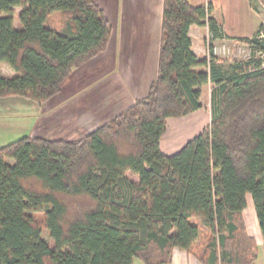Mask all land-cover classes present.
Listing matches in <instances>:
<instances>
[{"label":"trees","instance_id":"obj_1","mask_svg":"<svg viewBox=\"0 0 264 264\" xmlns=\"http://www.w3.org/2000/svg\"><path fill=\"white\" fill-rule=\"evenodd\" d=\"M211 12L164 0L158 76L145 99L74 141L0 147V264H172L176 249L201 264L257 261L244 212L251 196L264 243V68L196 56L191 26L207 22L223 38ZM56 13L58 29L48 24ZM112 33L95 0H0V65L15 72H0V99L51 100ZM210 84V125L165 155L168 120L202 108Z\"/></svg>","mask_w":264,"mask_h":264},{"label":"crops","instance_id":"obj_2","mask_svg":"<svg viewBox=\"0 0 264 264\" xmlns=\"http://www.w3.org/2000/svg\"><path fill=\"white\" fill-rule=\"evenodd\" d=\"M95 1L113 28L107 50L75 70L61 92L41 105L23 97L1 98L0 147L22 137L45 138L49 130L39 126L49 122H54L56 127H66L68 134L78 133L83 137L148 96L158 76L164 0ZM186 1L195 7L211 5L210 17L221 27L226 40L249 38L261 23L256 5L264 0ZM53 19L57 25L52 27L58 29L60 14L50 17V25ZM15 25L19 27L18 20ZM209 35L207 22L190 28L192 51L200 60L210 58L205 48V39ZM0 72L6 77L15 76L14 70L6 64L0 65ZM211 86L202 89V108L175 121L168 120V131L161 140V150L165 155L175 154L210 125ZM207 89H210V108L203 100ZM247 200L245 212L253 210L255 213L251 196ZM253 217L252 224L257 227L254 236L259 247V256L254 264H264L259 246L263 236L256 214ZM244 218L249 231V221L245 215ZM172 264L201 263L187 252L176 249Z\"/></svg>","mask_w":264,"mask_h":264},{"label":"rangeland","instance_id":"obj_3","mask_svg":"<svg viewBox=\"0 0 264 264\" xmlns=\"http://www.w3.org/2000/svg\"><path fill=\"white\" fill-rule=\"evenodd\" d=\"M256 8L259 10L258 13H259V16H260V19H261V23H260V26L257 30V32L249 37V38H245V42H248L251 38L255 39L256 40V45L258 44V41H259V38L262 36H264V2L261 1L260 4L259 2H257V5H256ZM256 9V10H257ZM16 13H18L20 11V9H16ZM50 25V23H48ZM56 23H54V19H53V23H51V26H55ZM57 25V24H56ZM59 26V25H58ZM222 40V41H220ZM235 42L237 43H242L240 41H236L234 39H229V40H226L224 38L222 39H219V40H213V45L214 46H217L218 48H220V54L218 55H215L220 63V65H222L223 67L225 68H228L231 64L233 63H236V62H244V61H247L245 59H243L244 57H240V56H237L235 54L234 51V47L237 45V44H234ZM262 42V41H261ZM264 47V45H263ZM205 48L208 49V46H207V39H205ZM224 48H225V52H224ZM251 50H253L252 52V55H251V58L253 61H255L256 63L258 62H262V54L264 52V49L261 48V46L259 45V47H257V50L256 48L254 47H251ZM261 50H263L261 52ZM258 51V52H256ZM251 61V60H250ZM245 63V62H244ZM262 65V63H261ZM252 67H254L252 65ZM6 72V71H5ZM5 74V73H4ZM3 74V75H4ZM5 76V75H4ZM6 77V76H5ZM212 87V86H211ZM210 87V89H211ZM210 89H207L205 90V96L203 98L204 100V103L207 105L206 107L210 108V102H209V97H210V92L209 90ZM206 93H207V96H206ZM209 95V96H208ZM176 119H174L173 121H175ZM54 123V122H53ZM53 123L49 122V123H45L44 125H40L39 127H43L45 126L46 128H48L49 130V133L47 134V136L45 138H48V139H53V140H68V141H74V140H77L79 138H81V135H79L78 133H71V134H68L69 132L66 130V127H63V126H53ZM103 125V124H102ZM207 127V126H206ZM204 127V129L206 128ZM170 129H172V123L170 125ZM203 129V130H204ZM39 130H43V129H39ZM202 130V131H203ZM89 134V133H88ZM199 135V134H198ZM44 138V137H42ZM182 149V148H181ZM180 149V150H181ZM130 177L134 180H137L138 178L135 177V176H132L130 175ZM253 205V208H254V204ZM248 211V210H247ZM245 212V217L247 218V220L249 221V234L252 235L254 238V231H256L257 227L255 226V223L252 224V220H253V216L256 214L253 212L248 213V212ZM254 211H255V208H254ZM256 219H257V216H256ZM259 225V224H258ZM256 227V228H255ZM43 237L44 239L49 243V244H52L51 240H50V237H49V234L48 232H44L43 233ZM256 239V238H255ZM257 241V240H256ZM258 244V243H257ZM259 246H261V253H260V258H261V261L264 262V244L261 240V242L259 243ZM190 255V254H188ZM193 256V255H192ZM196 258V257H194ZM197 259V258H196ZM135 264H143L141 261L139 260H135Z\"/></svg>","mask_w":264,"mask_h":264},{"label":"built area","instance_id":"obj_4","mask_svg":"<svg viewBox=\"0 0 264 264\" xmlns=\"http://www.w3.org/2000/svg\"><path fill=\"white\" fill-rule=\"evenodd\" d=\"M213 36H212V33L210 32V35L208 36V38H207V46H208V53H209V56H211V55H218V54H220V48H218L217 46H214L213 45ZM260 41H262V42H264V36L262 37H260L259 38V42ZM240 42H242V43H237V42H235L234 44H237L235 47H234V51L233 52H235V54L237 55V56H242V57H244L243 59H245V60H247V61H244V62H248V61H250V60H252V58H251V55H252V52H253V50H251V47H254V48H256V50H257V47H258V45L259 44H257L256 45V40L255 39H253V38H251L248 42H245V40L244 41H240ZM263 50H261V52H262ZM224 52H225V48H224ZM256 52H258V51H256ZM262 54V65H261V67H260V69H263L264 68V52L263 53H261ZM255 63L256 62H254V65H255Z\"/></svg>","mask_w":264,"mask_h":264}]
</instances>
